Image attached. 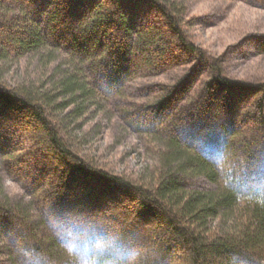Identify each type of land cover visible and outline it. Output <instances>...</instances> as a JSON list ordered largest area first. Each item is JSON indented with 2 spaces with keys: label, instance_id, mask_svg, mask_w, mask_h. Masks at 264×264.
<instances>
[{
  "label": "trees",
  "instance_id": "16d2710c",
  "mask_svg": "<svg viewBox=\"0 0 264 264\" xmlns=\"http://www.w3.org/2000/svg\"><path fill=\"white\" fill-rule=\"evenodd\" d=\"M138 12L159 22L141 20ZM178 50L197 55L210 71L196 111L220 108L217 117L234 140L204 156L182 139L202 126L201 114L184 125L179 117L158 125L178 104L180 93L173 90L160 98L155 115L140 119L166 136L153 183L88 166L63 138L55 109L94 100L89 80L116 91L128 75L162 76L180 63ZM56 53L66 60L56 62ZM17 55L54 64L49 81L55 93L45 86L11 88L0 69V126L26 136L44 163L30 205L9 199L0 179V242L9 244L19 264H125L138 245L143 250L137 254L146 255L137 256L139 264H264V85L231 81L217 61H206L188 41L173 0H0V67ZM58 97L63 102L57 105ZM247 99L255 112L241 119L238 110ZM193 177L212 189L188 187L185 179ZM32 206L40 209L33 208L37 224ZM103 227L133 238L105 245L95 238ZM146 249L154 251L150 257Z\"/></svg>",
  "mask_w": 264,
  "mask_h": 264
},
{
  "label": "rangeland",
  "instance_id": "374dc122",
  "mask_svg": "<svg viewBox=\"0 0 264 264\" xmlns=\"http://www.w3.org/2000/svg\"><path fill=\"white\" fill-rule=\"evenodd\" d=\"M173 1L180 10L182 28L188 41L203 53L206 61H217L223 76L231 81L242 82L249 87L264 85V0ZM138 17L141 20L151 18L149 22H155L154 26L159 22L151 13L144 16V13L138 12ZM6 36H13V33L7 31ZM176 53L180 63L178 66L172 65L164 75H128L116 91L105 89L95 83V79L89 80L91 77L87 72V84L93 91L94 100L78 108L80 102L62 111L55 109L54 121L59 124L63 138L88 166L124 180L142 184L153 183L152 180L157 178L160 168V156L164 152L166 136L160 129L154 128V125H142L140 119L153 115V109L160 98L173 90L180 93L179 97V94L175 95L178 104L174 101L175 106L168 109L167 118L162 115L158 125H163L171 117L184 119V125L191 122L193 113L195 116L197 113L201 114L202 126L190 131L188 129L189 132L186 131L185 138L182 139L187 146L204 156L221 150L224 145L234 140L229 135V127L223 124L224 120L217 117L221 114L220 108L204 105L200 107L199 112L196 111L199 96L207 83L211 82L209 68L204 62H200L201 59L197 55L180 50ZM17 56L18 58L10 57L6 67H0L3 72L2 80L11 88L19 86L29 91L45 86L48 94L55 95L51 91L53 87L49 81L54 64L46 66L40 57L37 59L30 55ZM51 57L56 58V62L66 60L58 53ZM58 98L57 105L63 102L62 98ZM241 108L238 110L241 119L249 112L250 116L255 112L251 99H247ZM190 111L192 113H188ZM247 133L251 135L249 131ZM253 133L257 134L254 129ZM187 137L190 139L187 140ZM0 150V179L4 194L15 202L30 205L29 202L34 199L31 185L44 165L40 155L26 136L1 126ZM185 182L194 190L212 189V185L202 177L187 178ZM33 208L36 213L40 209L38 206H32L30 211L37 224L39 220ZM52 214L47 211V216ZM41 215L46 217L44 213ZM120 226L124 229V226ZM100 229L95 232V238L99 242L103 241L105 245H114V248L122 244L121 239L124 236L127 237L122 241L126 243L131 242L129 238H133L120 228L118 232L106 227ZM135 239L139 243L137 234ZM147 249V255L154 252ZM129 252V255L133 254V251ZM137 256L146 257L145 254L139 253ZM0 264H19L9 244L3 242H0Z\"/></svg>",
  "mask_w": 264,
  "mask_h": 264
},
{
  "label": "clouds",
  "instance_id": "9594fccd",
  "mask_svg": "<svg viewBox=\"0 0 264 264\" xmlns=\"http://www.w3.org/2000/svg\"><path fill=\"white\" fill-rule=\"evenodd\" d=\"M133 255L129 257V259L125 262V264H139V260L137 257V247L133 246L132 248Z\"/></svg>",
  "mask_w": 264,
  "mask_h": 264
}]
</instances>
